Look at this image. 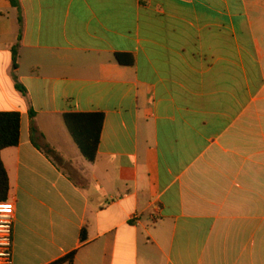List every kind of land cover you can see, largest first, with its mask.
I'll return each instance as SVG.
<instances>
[{
	"label": "crops",
	"instance_id": "0c3cea01",
	"mask_svg": "<svg viewBox=\"0 0 264 264\" xmlns=\"http://www.w3.org/2000/svg\"><path fill=\"white\" fill-rule=\"evenodd\" d=\"M18 3L13 264H264V0ZM65 115L102 116L93 161Z\"/></svg>",
	"mask_w": 264,
	"mask_h": 264
},
{
	"label": "trees",
	"instance_id": "16d2710c",
	"mask_svg": "<svg viewBox=\"0 0 264 264\" xmlns=\"http://www.w3.org/2000/svg\"><path fill=\"white\" fill-rule=\"evenodd\" d=\"M12 7L19 10L18 0H9ZM21 23V20H18ZM20 34L18 36V43L12 49L13 70L17 68V52L19 48ZM118 63H122L120 57H116ZM13 81L15 89L22 95L26 96V91L19 84L17 77L13 74ZM30 120H33L34 114L29 112ZM64 121L66 127L71 134L74 142L78 146L83 157L89 161L95 158V150L99 140V132L102 123L101 115H65ZM20 130V114L17 112L0 113V153L6 148L15 147L19 141ZM32 134H36V129L31 122ZM46 151L53 153L52 150L46 146ZM8 197V178L6 171L0 159V202L7 201ZM71 262V257L69 258Z\"/></svg>",
	"mask_w": 264,
	"mask_h": 264
},
{
	"label": "built area",
	"instance_id": "2783aa9c",
	"mask_svg": "<svg viewBox=\"0 0 264 264\" xmlns=\"http://www.w3.org/2000/svg\"><path fill=\"white\" fill-rule=\"evenodd\" d=\"M15 219L14 204L0 202V264H13L12 228Z\"/></svg>",
	"mask_w": 264,
	"mask_h": 264
}]
</instances>
